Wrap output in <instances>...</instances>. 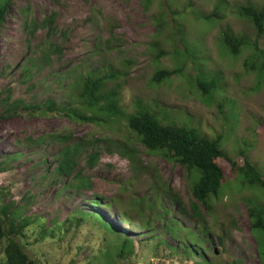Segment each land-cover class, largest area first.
<instances>
[{
	"label": "rangeland",
	"instance_id": "obj_1",
	"mask_svg": "<svg viewBox=\"0 0 264 264\" xmlns=\"http://www.w3.org/2000/svg\"><path fill=\"white\" fill-rule=\"evenodd\" d=\"M249 4L262 7L264 0H11L0 29V115L7 94L11 100L32 103L46 98L65 101L75 94L66 81L90 68H100L98 75L111 69L118 75L107 81V89L120 86L119 102L127 114L139 105L154 112L166 109V122L188 124L209 138L222 137L225 157L218 164L226 186L223 197L212 201L213 214L207 216L216 251L207 259L213 264L231 260L261 264L245 199L261 205L264 196L240 187L230 163L242 165L247 159L264 174V79L245 67V60L255 53L256 29L240 15L241 7ZM51 12L56 13L58 29L66 33L51 37L62 44L63 51L46 65L38 47L47 33L36 29L32 34L28 24ZM173 26L179 28L181 41L172 35ZM222 31L247 40L238 56L222 49ZM257 44L264 52V34ZM163 68L181 72L153 82L154 73ZM199 72L219 78L220 91L212 101L197 85ZM67 132L74 141H83L87 150L100 148L93 168L85 153L79 161L78 169L89 177L90 189L70 187L68 180L53 173L56 143L34 144L40 137ZM130 138L124 119L100 125L49 112L19 111L0 117V160L17 154L9 169L0 173V188L9 191L7 200L29 218L26 239L21 242L38 264H210L171 250L146 231L138 235L130 227H119L115 210L139 218L134 198H152L160 185H167L185 201L192 198L180 164L148 152ZM128 139L136 148L133 162L118 153L119 145ZM138 165L142 168L137 169ZM94 195L103 201L115 200L116 205L108 210L98 205L94 210L116 225L122 236L110 232L102 217L86 209ZM218 234L224 237L223 245ZM123 235L133 238L132 247L122 243ZM0 264H4L2 253Z\"/></svg>",
	"mask_w": 264,
	"mask_h": 264
},
{
	"label": "trees",
	"instance_id": "obj_2",
	"mask_svg": "<svg viewBox=\"0 0 264 264\" xmlns=\"http://www.w3.org/2000/svg\"><path fill=\"white\" fill-rule=\"evenodd\" d=\"M10 3L11 0H0V29L8 17ZM26 11L29 12L27 9ZM240 15L248 19L256 29V39L253 42L255 53L245 60V67L257 71L258 76L264 79V52L257 44L264 34V5L262 7L250 4L243 6L240 9ZM55 21L56 13L51 12L41 21L31 20L30 26L28 24L32 34L36 29H43L47 33L46 40L38 47L40 59H43L46 65L51 63L54 55L61 56L63 51L62 44L51 39L57 32L62 36L66 33L58 29ZM172 29V35L177 41H181L182 35L179 28L173 26ZM220 45L225 53L235 57L241 53L242 48L248 45V42L245 38L222 31ZM106 46V49L110 48L108 41ZM185 51L189 52L187 46H185ZM99 72L100 68H90L87 72L73 77L70 82L66 81L67 85L75 90V94L65 98V101L46 98L42 103H32L24 99L11 100V96L7 94L2 102L4 112L0 117L24 111L40 115L49 112L74 121L100 125L114 119H124L131 132V140L134 139L133 141L138 142L148 152L158 153L182 166L192 198L185 201L167 185H160V190L154 197L134 198L133 208L137 209L136 214L139 218H133L126 210L120 212L115 210L114 214L120 223L119 227L123 230L130 227L138 235H141L139 231H146L151 234V238L159 239L162 244L175 252L181 250L186 257L197 256L200 261L206 260L213 264L207 258L208 254L216 252L213 248L215 234L208 223L207 216L213 214L212 201H219L223 197L226 186L224 172L218 164V159L225 157L221 144L222 137L209 138L199 129L188 124L178 125L173 120L166 122L167 114L164 113L166 109L154 112L139 105L134 113L127 114L119 102L120 86L113 85L107 89V81L116 79L118 73L111 69L104 75H98ZM180 72L181 69H159L154 73L152 81L160 83ZM196 82L207 100L212 101L213 95L220 91L219 78L216 75L208 76L199 72ZM130 139L119 145L118 153L133 162L137 153ZM48 141L56 143L58 147L55 154L56 166L53 170L58 179L68 180L70 187L90 189L89 177L78 169L79 161L85 153L88 166L93 168L99 159L100 148L93 151L85 149L86 145L83 141H74L69 132L40 137L34 140V144L38 146L37 144ZM16 157L17 154H12L0 160V173L7 171ZM230 163L240 187L257 190L260 195L264 196V174L256 165L247 159L242 165H237L233 161ZM138 168L142 167L138 165ZM7 195L9 191L0 188V253L3 254L4 264H38L26 253L21 242L26 239V229L30 225V220L23 216L19 209L13 207L14 203L7 200ZM245 201L249 213L250 229L257 245L261 264H264V204L260 205L252 199H245ZM97 205L108 210L114 207L116 202L110 199L103 201V198L97 195L88 200L86 209L95 212L97 216L105 220L104 215L94 210ZM145 211H148V214H145ZM77 221L84 224L81 218ZM105 223L110 227V232L120 235L116 225L106 220ZM217 238L220 245H223V235L218 234ZM168 239L174 245L170 246ZM122 243H128L132 247L134 240L124 236ZM124 254L122 252L117 257L121 258ZM228 264H238V262L231 260Z\"/></svg>",
	"mask_w": 264,
	"mask_h": 264
}]
</instances>
